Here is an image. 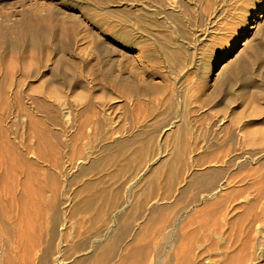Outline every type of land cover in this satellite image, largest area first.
<instances>
[{
	"label": "rangeland",
	"instance_id": "rangeland-1",
	"mask_svg": "<svg viewBox=\"0 0 264 264\" xmlns=\"http://www.w3.org/2000/svg\"><path fill=\"white\" fill-rule=\"evenodd\" d=\"M119 115L213 151L206 248L146 264H264V135L247 131L264 127V0H0V264L101 258L86 164Z\"/></svg>",
	"mask_w": 264,
	"mask_h": 264
},
{
	"label": "crops",
	"instance_id": "crops-1",
	"mask_svg": "<svg viewBox=\"0 0 264 264\" xmlns=\"http://www.w3.org/2000/svg\"><path fill=\"white\" fill-rule=\"evenodd\" d=\"M187 128L178 137L174 130L162 133L150 126L139 128L134 116L119 115L117 124L107 133L103 131L100 162L88 159L86 164V184L93 187L86 194V244L94 247L100 242L103 248L110 242L116 251L122 252L119 258L106 263L62 261L60 264H120L123 251L138 249L146 255L137 261H164L157 259L152 251L206 248L207 202L215 190L211 194L207 192L211 185L207 187L202 174L207 154L211 159L213 151L207 153L206 141L189 136L193 130L188 125ZM178 147L188 151L183 148L180 151ZM171 158L177 167L173 176L168 167ZM94 194L99 196L95 198Z\"/></svg>",
	"mask_w": 264,
	"mask_h": 264
},
{
	"label": "bare ground",
	"instance_id": "bare-ground-1",
	"mask_svg": "<svg viewBox=\"0 0 264 264\" xmlns=\"http://www.w3.org/2000/svg\"><path fill=\"white\" fill-rule=\"evenodd\" d=\"M185 124V123H184ZM182 127V128H181ZM185 128H187L185 125H180V126H176V127H171V126H169V127H167L166 128V131L167 132H172L173 130H174V133H175V135L177 136L178 135V137H180L181 135H183V134H185L186 133V129L184 130ZM188 129V128H187ZM255 129H257L256 127H255ZM254 129V127H249L248 129H247V131H248V133H249V135H252V137H253V135L255 134V133H260V135H264V127L263 128H260V129H257L258 131H256ZM245 131V130H244ZM173 133V132H172ZM175 135H172V136H174L175 137ZM256 135V134H255ZM169 137V136H168ZM247 137H249V136H247ZM187 138V137H186ZM39 139V138H38ZM175 139H176V137H175ZM178 139V138H177ZM182 140L184 139V138H181ZM255 139V138H254ZM143 142V141H142ZM148 142V141H147ZM153 142V141H152ZM178 142V141H177ZM182 142V141H181ZM188 142V141H187ZM76 144V143H75ZM186 144V143H185ZM157 145V144H156ZM175 145V147H176V144H174ZM187 145V144H186ZM194 145V142H193V144L192 145H190V146H193ZM143 146H144V144H143ZM143 146H141V147H143ZM180 146H181V144H180ZM183 146V145H182ZM140 147V148H141ZM183 147H185V146H183ZM183 147H178V148H180V151H181V148H183ZM144 148H146V147H144ZM164 148V147H163ZM188 148V147H187ZM184 150H186L185 148H183ZM192 149V148H191ZM140 150V149H139ZM142 150H143V148H142ZM190 150V149H189ZM173 151H174V149H173ZM186 151H188V150H186ZM138 152V151H137ZM136 153V152H135ZM139 153V152H138ZM175 153V152H174ZM145 154H147V153H145ZM141 155V154H140ZM172 155V154H171ZM131 157V156H130ZM140 157H143V156H140ZM175 157V156H174ZM177 157V156H176ZM134 158V157H133ZM137 158V157H136ZM50 159V158H49ZM172 159V160H171ZM170 160V162L168 163V167H169V173H170V175L171 176H173L172 174H173V172H175L174 170H175V160H174V158H171ZM13 160V159H12ZM180 160V159H179ZM169 161V160H168ZM177 161H178V159H177ZM119 162V161H118ZM179 162V161H178ZM33 163V162H32ZM31 163V164H32ZM179 164V163H178ZM27 165V164H26ZM141 165V164H140ZM181 165V164H180ZM29 166V165H28ZM108 166V165H107ZM161 167V166H160ZM159 167V168H160ZM166 167V166H165ZM177 168V167H176ZM163 170V169H162ZM163 171H165V170H163ZM177 171V170H176ZM41 173V172H40ZM161 173V172H160ZM170 175H169V177H170ZM204 175V174H203ZM116 176V175H115ZM210 176H211V174H210ZM208 174H206L205 176H202L203 178H204V180L206 181V183L205 184H207V187H210V185H212L211 187H210V189H209V191H207L208 193L210 192V194H211V190H213L214 189V184H213V180H211L212 179V177H210ZM116 178V177H115ZM194 178H197V177H194ZM164 179V178H163ZM171 179H173V178H171ZM161 180V179H160ZM130 181V180H129ZM200 182V181H199ZM169 184V183H168ZM204 187V186H203ZM26 188V187H25ZM86 191L87 192H89L90 191V188H92V186L90 187V185H86ZM217 188H221V186L219 187V185L217 186ZM83 191H84V189H83ZM172 191V190H171ZM85 192V191H84ZM83 192V193H84ZM87 192H85V193H87ZM107 193V192H106ZM102 195V194H101ZM94 196H95V194H94ZM99 196V195H98ZM97 196V197H98ZM115 197V196H114ZM167 197V196H166ZM104 198V197H103ZM109 198H111V197H109ZM100 199V198H99ZM106 202V201H105ZM86 203V202H85ZM91 204V203H90ZM112 204V203H111ZM40 205V204H39ZM85 205V204H84ZM106 205V204H105ZM23 206V205H22ZM86 206H88V200H87V204H86ZM86 206H84V207H86ZM95 207V206H94ZM113 207V206H112ZM88 208H90V207H88ZM247 208H249V207H247ZM114 209V208H113ZM86 210V209H85ZM90 212V211H89ZM99 212V211H98ZM103 213V212H102ZM208 213V212H207ZM88 214V213H87ZM210 214V213H209ZM96 215H98V214H96ZM244 216V215H243ZM88 217V216H87ZM98 217V216H97ZM204 217V216H203ZM245 217V216H244ZM99 218V217H98ZM243 218V217H242ZM199 219V218H198ZM99 220H100V218H99ZM246 219H244V221H245ZM21 223V222H20ZM206 223V222H205ZM128 224V223H127ZM20 225V224H19ZM157 226V225H156ZM160 228V227H159ZM151 229V228H150ZM20 230H21V227H20ZM117 232V231H116ZM114 235V234H113ZM113 235H112V237H113ZM22 236V235H21ZM123 236V235H122ZM124 237V236H123ZM204 240V239H203ZM114 241V240H113ZM116 242V241H115ZM121 242V241H120ZM122 243V242H121ZM115 244V243H114ZM120 244V243H119ZM200 246V245H199ZM247 246V245H246ZM226 247V246H225ZM102 249V248H101ZM103 249H105V252L102 250V256H101V258H99L98 260L96 259V261H99V263H106V261L108 262H110L111 261V259L114 257V256H112V254H113V252H115L114 250H115V248H114V245H112V244H110V242L107 244V245H105V248H103ZM186 249V248H185ZM202 249H203V247H202ZM141 250V249H140ZM139 249L138 250H131V251H129V252H127L125 255H124V257H123V261L121 260L120 261V264H146V261H137V260H140L141 258H143V256H145L146 254H144V252L143 251H140ZM38 252V251H37ZM52 252L53 251H51V248H48V251H47V253H48V255L50 256V258H51V256L53 255L52 254ZM104 252V253H103ZM39 253V252H38ZM42 253H44V252H42ZM24 254V253H23ZM33 254V253H32ZM44 255V254H43ZM42 255V256H43ZM114 255H115V253H114ZM27 256V255H26ZM29 256V255H28ZM117 256V255H116ZM122 256V255H121ZM46 257V256H45ZM118 257V256H117ZM42 258V257H41ZM60 258V257H59ZM119 258V257H118ZM188 257H186L185 255H183L182 256V260H180V261H176V263L175 264H213L211 261H204V262H200V261H185V259L186 260H188L187 259ZM43 261L41 260V264H60L62 261H60L58 258L56 259V258H53L52 259V261H47V259H45L44 257H43ZM27 261H28V259H26ZM32 260V259H31ZM46 260V261H45ZM90 260V259H89ZM93 260H95V258L94 259H92V261ZM12 261H14V259L12 260ZM29 261H30V259H29ZM113 261V260H112ZM49 262V263H48ZM60 262V263H59ZM215 262V261H214ZM220 262V261H219ZM232 262V261H231ZM236 262V261H235ZM234 262V263H235ZM245 263L244 264H252V262L251 261H244ZM216 263V262H215ZM229 264V263H228ZM232 264V263H231ZM240 264V263H239ZM241 264H243V262L241 263Z\"/></svg>",
	"mask_w": 264,
	"mask_h": 264
}]
</instances>
